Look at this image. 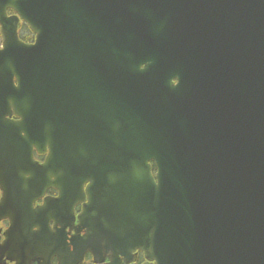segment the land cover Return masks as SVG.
Returning a JSON list of instances; mask_svg holds the SVG:
<instances>
[{"label":"water","instance_id":"95a60500","mask_svg":"<svg viewBox=\"0 0 264 264\" xmlns=\"http://www.w3.org/2000/svg\"><path fill=\"white\" fill-rule=\"evenodd\" d=\"M0 34L5 246L90 180L126 215L97 262L264 264V0H0Z\"/></svg>","mask_w":264,"mask_h":264},{"label":"flooded vegetation","instance_id":"af4514ba","mask_svg":"<svg viewBox=\"0 0 264 264\" xmlns=\"http://www.w3.org/2000/svg\"><path fill=\"white\" fill-rule=\"evenodd\" d=\"M174 82L176 83L177 80L174 79ZM82 129L85 131L84 127ZM87 132L88 139L93 141L94 136H92L90 123ZM101 155L108 154L102 153ZM34 157L39 161H44L46 154H38L35 151ZM151 171L154 175L157 171L154 162H151ZM92 182L86 180L82 184L80 194L74 198L73 202L60 201V190L54 187L45 190L44 194L33 202L32 207L40 208L39 217H42L40 245L5 246L11 220L1 218L0 264H104L107 262L112 252L105 249L98 252L95 249L98 253L97 257L103 258L102 261L97 262L95 254L89 249V244L85 239L89 237V243L94 248L97 246L110 248L117 244L112 237L115 235L121 239V244H119L121 249L122 242H124L125 223L122 221L113 223L112 219L126 216L124 215L125 208L112 199L102 198V189L91 188ZM2 196L3 191L0 189V200ZM39 230L37 224L31 228L32 233H38ZM31 240L34 243L40 241L39 238H31ZM81 252L84 253L81 254ZM133 256L136 264H141L146 260L143 252L138 249Z\"/></svg>","mask_w":264,"mask_h":264},{"label":"trees","instance_id":"16d2710c","mask_svg":"<svg viewBox=\"0 0 264 264\" xmlns=\"http://www.w3.org/2000/svg\"><path fill=\"white\" fill-rule=\"evenodd\" d=\"M19 36L21 39H23L26 42H32L34 40L33 33L25 23L20 24ZM0 45H1V35H0Z\"/></svg>","mask_w":264,"mask_h":264}]
</instances>
